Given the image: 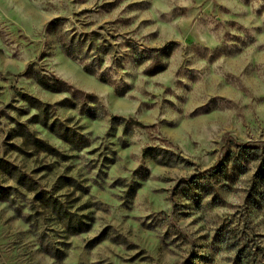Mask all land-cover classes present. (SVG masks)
<instances>
[{
	"label": "rangeland",
	"instance_id": "obj_1",
	"mask_svg": "<svg viewBox=\"0 0 264 264\" xmlns=\"http://www.w3.org/2000/svg\"><path fill=\"white\" fill-rule=\"evenodd\" d=\"M0 264H264V0H0Z\"/></svg>",
	"mask_w": 264,
	"mask_h": 264
},
{
	"label": "trees",
	"instance_id": "obj_2",
	"mask_svg": "<svg viewBox=\"0 0 264 264\" xmlns=\"http://www.w3.org/2000/svg\"><path fill=\"white\" fill-rule=\"evenodd\" d=\"M65 52H67V54H69L67 50ZM37 80L41 85H43L46 88H49V87L51 89L55 88L54 85L50 86L49 84H47L44 80H42L39 77H37ZM55 80L57 83H63V81L60 79H55ZM257 150H258L257 148H249V149L243 148V149H241V151H239L237 153L238 158L237 157L235 158L236 155L233 156L234 159L232 160V162L234 164H238V166H239V163L236 160L239 161L241 158L244 160H257V159H259V155L257 153L258 152Z\"/></svg>",
	"mask_w": 264,
	"mask_h": 264
}]
</instances>
